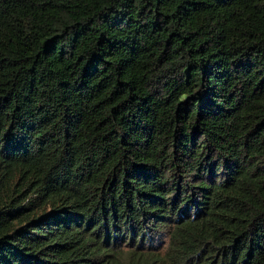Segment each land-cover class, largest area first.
Here are the masks:
<instances>
[{
	"label": "trees",
	"instance_id": "16d2710c",
	"mask_svg": "<svg viewBox=\"0 0 264 264\" xmlns=\"http://www.w3.org/2000/svg\"><path fill=\"white\" fill-rule=\"evenodd\" d=\"M0 264H264V0H0Z\"/></svg>",
	"mask_w": 264,
	"mask_h": 264
}]
</instances>
